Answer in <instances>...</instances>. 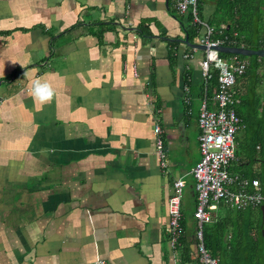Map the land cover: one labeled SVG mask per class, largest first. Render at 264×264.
I'll return each mask as SVG.
<instances>
[{
	"label": "crops",
	"instance_id": "crops-1",
	"mask_svg": "<svg viewBox=\"0 0 264 264\" xmlns=\"http://www.w3.org/2000/svg\"><path fill=\"white\" fill-rule=\"evenodd\" d=\"M171 1L0 0V264H200L204 51ZM41 77L56 92L42 105Z\"/></svg>",
	"mask_w": 264,
	"mask_h": 264
},
{
	"label": "built area",
	"instance_id": "built-area-1",
	"mask_svg": "<svg viewBox=\"0 0 264 264\" xmlns=\"http://www.w3.org/2000/svg\"><path fill=\"white\" fill-rule=\"evenodd\" d=\"M170 8L179 15L190 14L193 22L203 27L200 44L206 46L204 58L200 62L204 79V93L198 117L200 128L199 145L201 160L192 168L195 181L196 208L194 218L197 223L195 233L200 264H218L205 245L204 226L218 216L222 205L237 210L258 209L264 205L263 186L258 179H249L235 171L239 164L236 138L244 130V123L237 114L236 107L241 103L242 89L237 87L248 67L249 60L241 55L221 56L219 47H243L238 45L239 34H226L225 26L216 29L203 21L199 10V0H172ZM190 57V55H186ZM220 62H223L222 66ZM214 70L218 71L217 90L210 96L207 91ZM157 136L156 149L164 162L162 129L157 123L154 128ZM186 182L179 179L174 183L169 200L170 243L173 247L179 242L182 233V199ZM100 264H106L101 261Z\"/></svg>",
	"mask_w": 264,
	"mask_h": 264
},
{
	"label": "trees",
	"instance_id": "trees-1",
	"mask_svg": "<svg viewBox=\"0 0 264 264\" xmlns=\"http://www.w3.org/2000/svg\"><path fill=\"white\" fill-rule=\"evenodd\" d=\"M199 10L203 21L216 29L225 26L226 34H239L238 45L252 50L264 48V0H199ZM188 41L193 43L203 34V27L193 22L190 14L180 15ZM142 35H149L146 25L138 28ZM102 38V35H100ZM178 48V42H171ZM222 57L228 54L222 53ZM244 57V56H243ZM249 60L245 75L239 79L237 87L242 89L241 106L236 107L238 116L246 125L245 134L236 138L239 164L249 179H258L264 193V165L262 170H254L259 160L264 163V58L244 57ZM218 71L214 70L207 87L208 94L217 90ZM263 85V90L260 87ZM249 164V165H248ZM205 245L218 264H264V218L261 208L236 210L222 205L212 223L204 226Z\"/></svg>",
	"mask_w": 264,
	"mask_h": 264
},
{
	"label": "clouds",
	"instance_id": "clouds-1",
	"mask_svg": "<svg viewBox=\"0 0 264 264\" xmlns=\"http://www.w3.org/2000/svg\"><path fill=\"white\" fill-rule=\"evenodd\" d=\"M223 62H220L219 66H222ZM30 92L34 99V102L39 104H47L53 100L56 95L55 89L52 84L47 81L46 78L41 77L34 80L30 85Z\"/></svg>",
	"mask_w": 264,
	"mask_h": 264
},
{
	"label": "water",
	"instance_id": "water-1",
	"mask_svg": "<svg viewBox=\"0 0 264 264\" xmlns=\"http://www.w3.org/2000/svg\"><path fill=\"white\" fill-rule=\"evenodd\" d=\"M182 42L186 43L188 46L198 49V50H206V46L203 45H195V44H191L188 41V38H186L185 40H182ZM219 51L221 53H225V54H236V55H241L244 57H252V56H258L260 58H264V48L259 49V50H252V49H248L245 47H227V46H221L219 47ZM261 211H262V215L264 218V205L261 206Z\"/></svg>",
	"mask_w": 264,
	"mask_h": 264
},
{
	"label": "rangeland",
	"instance_id": "rangeland-1",
	"mask_svg": "<svg viewBox=\"0 0 264 264\" xmlns=\"http://www.w3.org/2000/svg\"><path fill=\"white\" fill-rule=\"evenodd\" d=\"M263 73H264V71H263ZM260 90H261V91L263 90V85L260 87ZM244 134H245V130L241 131L240 134H239L238 136H239L240 138H242V136H243ZM242 148H243L242 145L237 146V152H241V151H242ZM259 162H260V161L257 162V164H256L254 170H259V165H260ZM241 170L246 171L245 168L240 169L238 172L241 173V174H243V172H242Z\"/></svg>",
	"mask_w": 264,
	"mask_h": 264
},
{
	"label": "flooded vegetation",
	"instance_id": "flooded-vegetation-1",
	"mask_svg": "<svg viewBox=\"0 0 264 264\" xmlns=\"http://www.w3.org/2000/svg\"><path fill=\"white\" fill-rule=\"evenodd\" d=\"M242 102L239 104L241 106ZM246 128V125L244 124V130ZM260 161V160H259ZM257 164V162H256ZM256 164L253 165V168L255 169ZM259 171L262 170L264 163L262 161L259 162ZM249 165V164H248Z\"/></svg>",
	"mask_w": 264,
	"mask_h": 264
}]
</instances>
